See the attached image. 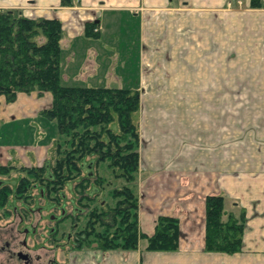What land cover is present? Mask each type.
<instances>
[{
  "label": "crops",
  "instance_id": "1",
  "mask_svg": "<svg viewBox=\"0 0 264 264\" xmlns=\"http://www.w3.org/2000/svg\"><path fill=\"white\" fill-rule=\"evenodd\" d=\"M249 1L0 0V9L61 22L60 84L138 91L137 229L148 236L158 216L178 221L174 251H145L140 239L130 251H69L66 264H264V105L254 104L264 96V0ZM131 37L135 77L125 62ZM229 95L254 98L230 115ZM49 103L47 93L0 97V165L18 148L24 167L47 160L55 128L38 112ZM217 194L244 213L232 254L203 250V199Z\"/></svg>",
  "mask_w": 264,
  "mask_h": 264
},
{
  "label": "trees",
  "instance_id": "2",
  "mask_svg": "<svg viewBox=\"0 0 264 264\" xmlns=\"http://www.w3.org/2000/svg\"><path fill=\"white\" fill-rule=\"evenodd\" d=\"M70 3L60 0L61 6ZM249 6L259 7L261 1L250 0ZM83 26L85 36L95 37L93 22ZM61 37V22L56 18H30L19 10L0 9V97L11 103L18 93L34 92L38 97L49 94V105L38 113L53 122L56 136L52 163L50 159L39 166L20 167L25 173L18 178L16 191L4 187L0 200L11 193L21 197L33 183L45 187L56 208L63 203L62 190L72 183L70 191L78 195L70 208L73 214L66 215L71 216V250L95 244L101 251H130L137 248L140 239L145 251L176 250L179 232L175 217L158 216L148 236L137 229L134 187L138 128L132 117L139 107L138 91L60 84ZM86 156L94 157L86 161V169L103 164L113 178L122 180L107 189L111 204L105 197L98 199L108 182L84 172L82 159ZM9 167L0 165V174ZM203 203V250L226 254L240 251L243 210L234 201H229L226 209L219 194L206 195ZM80 209L84 210L82 215Z\"/></svg>",
  "mask_w": 264,
  "mask_h": 264
},
{
  "label": "flooded vegetation",
  "instance_id": "3",
  "mask_svg": "<svg viewBox=\"0 0 264 264\" xmlns=\"http://www.w3.org/2000/svg\"><path fill=\"white\" fill-rule=\"evenodd\" d=\"M17 186V182L7 186L0 179V192L4 187L14 192ZM46 193L44 186L32 183L21 197L11 193L1 198L0 264H66L68 246L74 238L68 227L71 216L66 215L72 212L64 208L63 190V203L56 208ZM73 207L72 204L70 208ZM62 224H66L65 230L60 229ZM58 250L61 261L56 258Z\"/></svg>",
  "mask_w": 264,
  "mask_h": 264
},
{
  "label": "rangeland",
  "instance_id": "4",
  "mask_svg": "<svg viewBox=\"0 0 264 264\" xmlns=\"http://www.w3.org/2000/svg\"><path fill=\"white\" fill-rule=\"evenodd\" d=\"M238 5V4H237ZM132 35V34H131ZM134 38V37H133ZM130 40H132L131 42H132V48H130V49H126L125 50V52H126V59H125V62H126V67H127V72L129 73L130 72V74H129V76H131V77H135V68H134V56H135V47H136V41H135V38H134V41H133V39H132V37H131V39ZM125 42H127V41H125ZM129 48V47H128ZM230 53H234L233 51H231ZM231 55V54H230ZM131 64L133 65V67L131 66ZM232 65V64H231ZM235 65H232V66H230V72H232V70H233V68L232 67H234ZM133 68V69H132ZM232 69V70H231ZM133 81H134V79H133ZM230 81H231V79H230ZM112 88V87H111ZM138 97H139V95H138ZM182 99H184L185 101H183V102H189L188 104H190V103H193L194 101H195V103L197 102V104H199V100H200V103H203V101H204V96H200V97H181ZM194 98V100H192ZM252 98H254V97H251V96H242V95H229L228 97H227V102H228V104H229V107H230V115H233V114H235V113H233L232 111H234V109H236L238 106L240 107L242 104H250L252 101H253V99ZM255 99L257 100L254 104H256V103H258V104H260V105H264V96H258V97H255ZM259 101V102H258ZM182 102V103H183ZM138 117H139V107H138V109H137V111L135 112V113H133V121H134V123L136 124V126L138 125ZM234 116H231L230 118H233ZM53 123V122H52ZM251 128V127H250ZM6 138H9L10 139V141L9 142H12V138H10V137H6ZM56 138V136L54 137V139ZM34 142H32V144H33ZM54 141H53V143H52V145H51V149H50V151H49V153H48V157H47V160H50L51 159V163H52V161H53V159H54V157H55V154H54ZM18 153H16V152H13V153H11L12 155H11V160H10V162H8L7 163V165L6 166H11V167H9L10 169H8L7 171H6V173H3V174H0V179L1 180H3L4 182H5V185H12V184H14V183H16L17 182V180H18V178L20 177V175H23L25 172H23V171H21L20 170V167H23L22 166V164H21V162L23 163L24 161H22L21 160V157L19 156V154H20V152L22 151L21 149H19L18 148ZM10 153V152H9ZM27 154L29 153V154H31V152H26ZM21 155V154H20ZM27 156V155H26ZM30 156H32V155H30ZM20 157V158H19ZM89 159H94V157L93 156H86V157H84L82 160H83V162H84V168H83V170H84V172H92V174L94 173V175H96V176H99V177H103L104 178V180H105V182L107 181L108 183L107 184H103V188H102V190H101V196L98 198V199H101V197H105L106 199H107V201H108V203H112V201H111V199H110V197L107 195V189H109L111 186H113V185H119L121 182H122V180H120V179H115V178H113V176L111 175V172H109V169H107L103 164H100V165H97V166H92L91 168H89V169H86V161L87 160H89ZM46 160V161H47ZM69 184V186H66L64 189H63V191H64V193H65V202H64V208L66 209V208H68V209H70V207H71V205L74 203V201H75V199L77 198V195L78 194H73L71 191H70V189H71V185H72V183H68ZM135 184H136V182H135ZM69 200H72L73 201V203H70L69 202ZM81 211H80V215H82L83 214V209H80ZM79 215V216H80ZM77 216V215H76ZM82 217V216H81ZM80 219V218H79ZM82 219V218H81ZM81 222H83L82 220H80V223ZM60 229H63V230H65L66 229V224H62V225H60ZM72 246V242H70V244H69V249H70V247ZM94 247V248H93ZM68 249V251H72L71 252V254H70V256H72L73 257V255H74V253H73V251L75 252V251H80L81 249H85V250H91V249H95V246H93V245H90V247H82L80 250H69ZM62 256H61V254H60V251L58 250L57 252H56V258L59 260V261H61L62 260V258H61ZM64 260V259H63ZM64 262V261H63ZM67 261H65V263H66Z\"/></svg>",
  "mask_w": 264,
  "mask_h": 264
},
{
  "label": "water",
  "instance_id": "5",
  "mask_svg": "<svg viewBox=\"0 0 264 264\" xmlns=\"http://www.w3.org/2000/svg\"><path fill=\"white\" fill-rule=\"evenodd\" d=\"M95 244H93V246H94Z\"/></svg>",
  "mask_w": 264,
  "mask_h": 264
}]
</instances>
